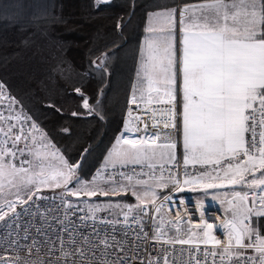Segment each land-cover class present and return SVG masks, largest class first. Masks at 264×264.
Listing matches in <instances>:
<instances>
[{
    "label": "snow or ice",
    "instance_id": "obj_1",
    "mask_svg": "<svg viewBox=\"0 0 264 264\" xmlns=\"http://www.w3.org/2000/svg\"><path fill=\"white\" fill-rule=\"evenodd\" d=\"M195 7L199 10L198 14L192 16L187 15L189 6L183 11L171 9L156 13L165 25L173 26L174 18L179 13L182 38L178 46L174 47L168 39L173 34L172 31L162 28L164 38L156 46L148 43L147 53L137 74L142 84L147 81L149 96L153 91L158 97L162 93L159 102L169 106L168 117L163 122L164 129L171 130L164 133L168 142L150 148V144L160 140L161 131L149 133L146 123L142 129L137 124V133L143 132V135L127 139L119 137L117 144L120 145L122 141L127 147H121L115 156L118 162L125 164H138L156 159L174 161L172 150L177 147V142L173 140V135L182 134L184 164L187 165L191 160L194 163L211 165L215 171V175L207 170L202 171L198 176L184 179L183 184L199 185L206 180H219L231 185L243 184L259 189V193L235 192L236 200L241 203L234 205L232 219L224 224L228 229L226 242L211 236L213 226L208 224L206 227L209 231L204 233V243L215 241V245L219 247L221 261L230 259L234 253L241 250L253 249L258 255L245 257L244 264H264V236L246 223L253 209L243 204L251 195L254 197L253 204L258 200L264 207V0H211L210 3H201ZM2 89L3 85H0V90ZM76 91L79 92V89ZM178 96H182V100L178 101ZM131 102L136 103L135 94ZM178 103L180 107L177 106ZM83 106L86 109L90 107L87 99H84ZM257 114L260 117L259 131ZM16 119L19 120L20 117L17 116ZM137 120H140V117H137ZM0 121L8 123L6 131L0 125V133L5 137L4 143L11 140L9 147L0 146V177H12L8 183L19 190L21 184L34 183L33 178L28 176L29 169L25 168L24 164L40 168L39 174L45 175L43 162L39 159L41 153H33L28 147V140H35V137L30 131L24 130L23 123L16 130L9 117L0 114ZM30 128L35 129L36 125L33 123ZM125 131H129L127 125ZM22 139L34 161L25 159L18 167L13 161L16 160L17 151L21 156L24 154L25 149L17 147ZM52 155L55 156V153ZM59 159L68 171H52L47 174V179L51 180L55 187H60L61 184L66 186L73 178V170L78 167L69 164L63 157ZM220 170H223V176L220 175ZM257 171L259 177L256 176ZM185 175L187 176V172ZM248 176L251 179L246 178ZM152 179L157 187L167 188L171 183L174 189L183 191L180 187L181 181L172 176L171 170L167 177L161 170L159 177L153 174ZM76 182L79 183V180ZM136 183L146 184L147 181L137 180ZM111 184L115 186H112L110 191L99 190V194L118 195V188L125 192L128 190L127 185H117L115 181ZM223 186V183H203L205 188ZM132 192L139 199L135 186L132 187ZM97 194L95 189L87 193L89 196ZM147 194L145 192V195ZM152 195L155 196V192H152ZM27 199H32V195H28ZM165 199L169 200L170 197ZM8 208L14 210L15 204L9 202ZM144 210L141 208V212ZM257 214L264 216V211ZM5 215L7 213L0 209V221L4 220ZM246 238L248 243H245ZM177 242L190 243L189 240ZM37 243L33 240V246L28 248L29 254ZM60 243L63 252V240ZM106 243L105 241V245ZM54 248L55 242L51 250ZM210 254L217 256L216 252ZM82 255L80 264H87L88 261L100 264L94 256L83 253ZM196 264H199V260ZM234 264H240V261L236 260Z\"/></svg>",
    "mask_w": 264,
    "mask_h": 264
},
{
    "label": "trees",
    "instance_id": "obj_2",
    "mask_svg": "<svg viewBox=\"0 0 264 264\" xmlns=\"http://www.w3.org/2000/svg\"><path fill=\"white\" fill-rule=\"evenodd\" d=\"M178 1L0 0V77L44 128L43 163L57 152L72 165L81 160L82 180L103 164L134 95L148 14ZM93 199L135 202L129 192ZM253 223L264 236V216Z\"/></svg>",
    "mask_w": 264,
    "mask_h": 264
},
{
    "label": "built area",
    "instance_id": "obj_3",
    "mask_svg": "<svg viewBox=\"0 0 264 264\" xmlns=\"http://www.w3.org/2000/svg\"><path fill=\"white\" fill-rule=\"evenodd\" d=\"M186 6L187 3L179 2L176 9L183 11ZM189 14L190 10L187 15ZM177 19L179 22V13ZM0 85H3V89L0 90V114L9 117L16 130L23 123L24 130L31 132L35 140L29 139L27 143L33 153L36 151L50 153L49 146L44 141L46 136L44 128L22 111L18 97L1 77ZM132 97L129 99L124 124L117 139L121 136L127 139L143 135V132L137 133L136 128L139 124L142 129L146 123L149 133L161 131V138L156 144H166L168 141L164 133L171 130L164 129L163 122L168 117L169 106L160 103L159 100L146 102L137 98L136 103H132ZM177 100H182V96H178ZM177 106L180 107L179 103ZM17 116L20 117L19 120L16 119ZM137 117H140V120H137ZM259 120L257 114L258 131ZM33 123L36 125L35 129L30 128ZM0 125L5 131L7 130L6 121H0ZM126 125L129 131H125ZM153 125L156 127L154 128ZM181 136L182 134L173 135V140L177 142L174 150L181 151ZM4 141L5 137L0 133V146L7 148L11 145V140L7 143ZM17 147L25 151L23 156L17 151L14 163L20 164L25 159L34 161V157L25 148L24 139L18 142ZM161 170L165 177L171 170L172 176L178 177L181 181L180 187L183 191L171 188L151 203L143 204L139 209L128 206L118 213L112 211L102 213L94 209H82L53 194H38L32 196L30 200L23 197L12 198L7 203L1 204L0 209H3L7 215L0 221V264H37L38 261L39 264H65V259L67 264H73V261L75 264H80L83 259L82 253L94 256L100 264H121V262L123 264H196L197 260L199 264H230V262L234 264L236 260L244 264L245 257L258 255L253 249H245L234 253L230 259L225 258L221 261L219 247L215 245V241L209 240L207 244L204 243V233L209 231L206 227L208 224L213 226L211 236L226 242L228 229L224 224L232 218L223 211L209 208L200 201H191L184 193V189L190 184H183V180L198 176L205 170L215 175L211 165L194 162L185 165L181 158L167 163L101 165L95 168L91 178L152 179L153 174L159 177ZM222 172L223 170H220V173ZM244 192L259 193V189L249 188ZM165 197L170 199L166 200ZM253 199L254 197L250 195L246 201L251 208ZM9 202L15 204L14 210L8 208ZM255 204H259V201L257 200ZM141 208L145 210L141 212ZM185 223L189 224L190 229L203 228L202 234H198L203 235V238L197 240L183 238L185 234H182L178 226ZM246 223L261 234L260 229L254 226L252 214ZM33 240L38 243L29 254L28 248L33 246ZM61 240L64 242L63 252ZM179 240H189L190 243L180 244L177 242ZM45 241L47 243H43ZM53 242L55 248L51 250ZM245 243H248L247 238ZM233 247L235 248V242ZM211 252H216L217 256L213 257ZM87 264H92V261H88Z\"/></svg>",
    "mask_w": 264,
    "mask_h": 264
},
{
    "label": "rangeland",
    "instance_id": "obj_4",
    "mask_svg": "<svg viewBox=\"0 0 264 264\" xmlns=\"http://www.w3.org/2000/svg\"><path fill=\"white\" fill-rule=\"evenodd\" d=\"M103 1V0H102ZM181 1V0H180ZM181 3H184L181 1ZM139 99L138 97H136ZM140 100V99H139ZM158 101V100H157ZM117 141V139H116ZM155 144H150V148H156ZM121 147H127L126 145L120 144L115 145L112 147L108 155L106 156L103 164V166H120L124 165L125 163L118 162L115 156V153L117 150H119ZM59 157L64 156L57 152L55 156L52 155V158L43 163V170L45 175H40V168H28V176L33 178L34 183L32 184H21L19 186V190L15 187H13L11 184L8 183L9 180H12V177H0V205L7 203L12 198H18L23 197L27 198L28 195H38V194H53L56 196H59L68 202L77 205L78 207L82 209H94L97 212H107L112 211L114 213H118V211L124 209L126 206H132L135 209H139L143 204L151 203L155 199H157L160 196V193L165 190H170L173 188L172 184L169 183L167 188H160L156 186V183L152 179H121V180H109V179H93L90 177L88 180H82L77 177V174L73 170V178L69 181V183L65 186L61 184L60 187H55L53 185V182L51 180L47 179V174L52 171H64L67 172L68 170L63 167V164ZM67 161V160H66ZM172 161V160H171ZM170 160H160L156 159L153 161H143L141 163H167L171 162ZM70 164V163H69ZM130 164V163H127ZM99 165V166H101ZM98 167V166H97ZM27 168V167H26ZM92 176V175H91ZM27 179V177H25ZM77 179L79 180V183H77ZM42 180H45V183H41ZM137 180H144L147 181L146 184H137ZM115 181L117 185H127L128 190L126 192H129L133 195L132 187L135 186V190L137 194L139 195V199H137L136 195H133L135 197V202L133 204L125 203V202H118V201H97L93 199L97 195H99V190H109L111 189L112 185L111 182ZM207 181V180H206ZM209 182V181H208ZM215 182V181H214ZM205 183V182H204ZM215 183L220 184V181H216ZM171 185V186H170ZM247 187L243 184H240V186ZM200 190L195 191V188L188 187L184 189L185 195L188 196V198L196 201L202 202L204 205L208 207H213L216 209H219L226 213L229 217L232 218V210L234 205L240 204L241 202L236 200L235 198V192H241L243 193L244 190L239 187V185H231L228 183H224L223 187L218 188H204L203 182L200 186H198ZM202 188V189H201ZM37 189H39L37 191ZM97 190L98 194L94 196H89L87 193L92 190ZM119 194L125 193V191H122L118 188ZM195 191V192H194ZM145 192L148 194L145 195ZM152 192H155V196L152 195ZM194 192V193H193ZM14 193V194H13ZM78 193V194H77ZM112 195V194H109ZM244 206L248 207L246 205V202H243ZM252 214L256 215L261 210V204H253L252 203ZM182 234H185L183 238L186 239H202L203 235H198L199 233L202 234L203 228H194L190 229L189 224L185 223L183 225L178 226ZM197 233V234H196ZM234 242V241H233Z\"/></svg>",
    "mask_w": 264,
    "mask_h": 264
},
{
    "label": "crops",
    "instance_id": "obj_5",
    "mask_svg": "<svg viewBox=\"0 0 264 264\" xmlns=\"http://www.w3.org/2000/svg\"><path fill=\"white\" fill-rule=\"evenodd\" d=\"M181 1H183L184 3H187L188 6H189L190 14L188 16H192V15L198 14L199 10L195 6H197V5L201 4V3H210L211 2V0H181ZM181 1H178V3L181 2ZM171 9H176V6L170 7V8H164V9H157V10H153V11L149 12L148 18H147V24H146V31H145V35H144V38H143L141 51H140L141 59H140V65H139V70L138 71H140L143 58H144V56L147 53V45H148V43L151 42V43H153L154 46H156V45L159 44L160 40L164 38V33H162V31H161L162 28L165 29L166 31L167 30H171L172 31L173 34L171 36H169L168 39L173 44L174 47L178 46L179 41H180V39L182 37H181L180 26H179V22H178V19H177V15L174 18L175 19V25L174 26L173 25H165L162 22V18L156 15V13H159V12H162V11H165V10H171ZM137 74H138V72H137ZM132 92L140 100L146 101V102L157 101V100L162 98V93H161V96L158 97L157 93L155 91H153L151 93V96H149L148 90H147V81L145 80L144 83L142 84L140 78L138 77V75H136V79H135V83H134ZM142 93H143V99H141ZM246 137H247V134H246ZM165 151H167V150L165 149ZM172 152L175 155V160H178L179 158H181L184 161V148H183L182 136H181V151H177V150L173 149ZM165 160H168V159H165ZM189 162H193V161L190 160ZM220 175L223 176V172L220 173ZM256 176L259 177V172L258 171L256 172ZM246 178L251 179L250 176H248ZM204 182L206 183L208 181H203V183ZM209 182H214V181H209ZM201 183L199 185H191L190 184L186 188L193 187V188H195V191H197V190H200V189H198L199 188L198 186H200ZM220 183L224 184V183H227V182L226 181H220ZM238 185H239L240 188H242V189L244 188V190L249 189V187H243L242 185L240 186V184H238ZM254 189H257V188H254ZM262 208H261V210L264 211Z\"/></svg>",
    "mask_w": 264,
    "mask_h": 264
},
{
    "label": "water",
    "instance_id": "obj_6",
    "mask_svg": "<svg viewBox=\"0 0 264 264\" xmlns=\"http://www.w3.org/2000/svg\"><path fill=\"white\" fill-rule=\"evenodd\" d=\"M74 165H78V167L74 169V171H75L76 173H78L79 170H80V168H81V160H79V161H78L76 164H74ZM189 199H190V198H189ZM190 200L192 201V199H190ZM209 208H213V207H209Z\"/></svg>",
    "mask_w": 264,
    "mask_h": 264
}]
</instances>
